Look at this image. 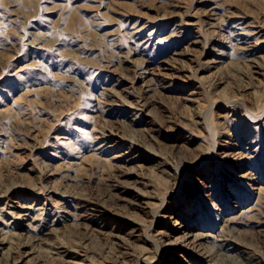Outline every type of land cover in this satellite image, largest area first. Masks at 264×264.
<instances>
[{"label":"rangeland","instance_id":"374dc122","mask_svg":"<svg viewBox=\"0 0 264 264\" xmlns=\"http://www.w3.org/2000/svg\"><path fill=\"white\" fill-rule=\"evenodd\" d=\"M0 238L264 264V0H0Z\"/></svg>","mask_w":264,"mask_h":264},{"label":"bare ground","instance_id":"6f19581e","mask_svg":"<svg viewBox=\"0 0 264 264\" xmlns=\"http://www.w3.org/2000/svg\"><path fill=\"white\" fill-rule=\"evenodd\" d=\"M6 241L3 238H0V245H4ZM9 247V246H8ZM1 248V247H0Z\"/></svg>","mask_w":264,"mask_h":264}]
</instances>
